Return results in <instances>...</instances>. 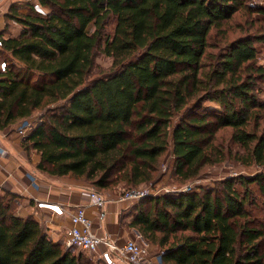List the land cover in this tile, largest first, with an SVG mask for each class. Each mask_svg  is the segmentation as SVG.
I'll return each instance as SVG.
<instances>
[{
  "label": "trees",
  "instance_id": "trees-1",
  "mask_svg": "<svg viewBox=\"0 0 264 264\" xmlns=\"http://www.w3.org/2000/svg\"><path fill=\"white\" fill-rule=\"evenodd\" d=\"M34 1L44 17L15 7L22 32L0 33V130L43 110L21 142L39 156L35 173L96 191L132 188L153 182L171 151L172 174L184 183L231 156L215 143L226 128L239 150L233 159L264 165V66L254 46L264 30L248 31L264 10L248 0ZM242 11L251 20L230 37ZM98 53L111 60L107 69L95 64ZM218 185L143 198L128 226L163 264H264V222L247 209L264 174ZM18 198L0 190V264H90L19 216Z\"/></svg>",
  "mask_w": 264,
  "mask_h": 264
},
{
  "label": "crops",
  "instance_id": "crops-1",
  "mask_svg": "<svg viewBox=\"0 0 264 264\" xmlns=\"http://www.w3.org/2000/svg\"><path fill=\"white\" fill-rule=\"evenodd\" d=\"M15 7H18L20 14L33 12L21 1L0 0V33H3L4 38H17L22 32V24L18 18L10 17L11 10ZM21 142L17 136L9 139L0 131V190L19 197L16 209L19 216H32L44 228L50 240L62 244L70 226L68 212L80 207L90 219L93 229L118 246L134 238L138 232L129 227L128 223L132 219L131 209L136 202L126 209L127 204L112 197L107 199L103 208L92 206L82 195V190L88 186L83 181L35 173L34 166L39 161V156L35 151L26 153ZM33 178L35 185L31 184ZM52 206L60 207L63 212L58 213Z\"/></svg>",
  "mask_w": 264,
  "mask_h": 264
},
{
  "label": "rangeland",
  "instance_id": "rangeland-1",
  "mask_svg": "<svg viewBox=\"0 0 264 264\" xmlns=\"http://www.w3.org/2000/svg\"><path fill=\"white\" fill-rule=\"evenodd\" d=\"M21 1V0H17ZM250 4L256 9H262L264 10V0H248ZM253 20H257L258 22H254L253 28L248 29V31H255L257 27L263 26L264 30V17L260 12H255L252 16ZM233 19H235L232 24L229 25V36L233 37L236 36L239 33L238 28L236 27L237 24H241V26H244V21L246 20L249 22L251 20L244 11L237 13ZM113 24L110 25L109 30H112ZM254 46L257 49V57L256 62L258 65L264 66V42H256L254 43ZM111 60L107 57H105L103 54L98 53L95 58V64L103 69H107L110 65ZM264 90V86H263ZM261 99L264 101V91L261 93ZM43 114V110L36 111L32 114L31 118L29 119H38ZM264 117V112L261 114ZM21 122H17L14 125H12L9 129L1 131L3 132V135H6L7 137L12 138L17 136L15 133V130L19 126ZM264 129V118L260 120V128L259 132ZM229 135H230V129H222L218 130L216 133V144L217 145H223L225 147L231 148V156L236 152L239 151L238 148L235 145L230 144L229 142ZM34 152V151H33ZM231 156L225 157L223 161L220 163L211 166L206 167L203 169L201 174L190 181L179 183L178 179L172 174L173 171V165H172V156L171 151L167 152V154L163 155L162 158V165L159 169V173L157 175V178L151 182L150 184H143L139 186H135L132 188H126L121 187L120 185L118 187H112L107 190L98 191L100 194H102L106 199L112 198V197H118L122 193L130 191L131 189H150L152 191H160V193L165 192V190H180L184 188H195V187H205V188H218V182L220 180H223L225 178L234 177L236 175H246V176H253L254 174L263 173L264 174V165L262 167H258L255 165H241L238 163L235 159H233ZM236 187L242 190L241 187ZM252 188V202L253 204L250 206H247L248 212L251 213L250 219H257L261 222H264V191L261 192L258 189V186L253 185ZM146 243L145 241H143ZM150 246L157 251L155 246ZM85 258L90 264H98L95 260V258L91 255H89L86 252H83ZM120 263V262H118Z\"/></svg>",
  "mask_w": 264,
  "mask_h": 264
},
{
  "label": "built area",
  "instance_id": "built-area-1",
  "mask_svg": "<svg viewBox=\"0 0 264 264\" xmlns=\"http://www.w3.org/2000/svg\"><path fill=\"white\" fill-rule=\"evenodd\" d=\"M24 4H31L32 11L37 15L44 17L46 10L34 0H21ZM2 43L0 40V47ZM6 62L0 60V74L6 70ZM39 118L28 119L22 121L15 133L17 137L23 141L24 138L37 125ZM31 184L35 185V178L31 180ZM184 188L176 191H184L189 189ZM172 190H165L171 192ZM162 192V193H165ZM161 194L160 191H152L150 189H131L122 193L117 197L118 202L127 204L126 209L131 203L139 200ZM82 195L87 199L88 203L96 208H103L107 199L96 191L93 187L87 186L82 190ZM58 213L63 212L60 207L52 206ZM125 209V210H126ZM69 229L67 236L64 238L62 245L65 249H75L83 251L93 256L98 264H163L162 256L155 251L150 245L143 242L139 233H136L134 238L126 240L122 246H118L107 236L99 235L94 229L90 219L85 215L83 208H75L68 212ZM120 262V263H118Z\"/></svg>",
  "mask_w": 264,
  "mask_h": 264
}]
</instances>
